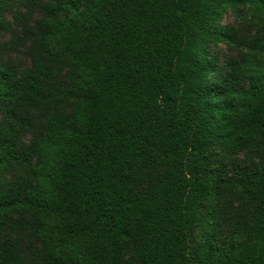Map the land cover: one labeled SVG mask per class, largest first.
<instances>
[{"label":"trees","instance_id":"1","mask_svg":"<svg viewBox=\"0 0 264 264\" xmlns=\"http://www.w3.org/2000/svg\"><path fill=\"white\" fill-rule=\"evenodd\" d=\"M243 5L264 16V0L43 7L40 30L26 27L19 38L32 39L31 69L19 78L14 65L0 64V176L12 166L26 174L0 188V264H264V34L240 62L217 68L206 52L211 43L240 46L218 22ZM63 67L70 87L57 95L49 82ZM65 100L69 111L46 113L22 149L32 120L20 110H55ZM215 148L259 157L231 176L234 215V198L221 214L216 203ZM218 217L229 234L220 243ZM5 228L30 230L38 246L25 257ZM197 228L206 238L194 249Z\"/></svg>","mask_w":264,"mask_h":264},{"label":"rangeland","instance_id":"2","mask_svg":"<svg viewBox=\"0 0 264 264\" xmlns=\"http://www.w3.org/2000/svg\"><path fill=\"white\" fill-rule=\"evenodd\" d=\"M55 0H36L33 4L30 0H0L3 5V12L0 13V64H12L16 68V74L20 78L31 69L32 66V39L20 41L26 27L40 30V20L43 14V7ZM219 26H230L236 32V42L240 44L237 48L231 47V42L211 43L207 45V57L214 60L216 67H221L224 62L236 61L240 62L242 56L246 53L248 46L254 37H260L264 34V16L257 12L251 6L243 5L238 9H228L224 12L222 18L218 22ZM252 55L260 59L259 53L254 51ZM67 68L63 67L60 75L49 82V85L56 90L57 95H61L70 87L66 77ZM224 72V71H222ZM245 86V84H244ZM69 101L65 100L55 110L45 106H37L20 112L26 113L32 120L31 127L19 137L18 141L22 149L27 148L33 138L42 131L44 116L46 113H60L69 111ZM6 109L0 106V123L6 120ZM211 158V166L209 174L211 179L216 182V203L221 214V208L225 207V202L230 198H234L232 214L237 212L239 202L236 200V188L231 180L236 165H248L258 162L259 157L252 153L249 149H245L237 155H227L219 148H215L209 152ZM35 161L30 162V166H35ZM26 178V174L18 167L12 166L7 172L0 176V188ZM220 179L223 181L221 182ZM15 220V216L12 217ZM219 226H215L214 235L218 243L221 239L228 237L225 232L227 222L218 217ZM245 219L238 218L239 226ZM249 226V225H248ZM4 232L18 241L21 251L27 257V249L30 245L38 246V241L32 236L30 230H12L5 228ZM206 234L203 229L197 228L190 239L191 247L197 248L205 241ZM239 239L246 243L252 244L253 236L248 233L240 232ZM212 241V239H209ZM125 259H130L129 255H125Z\"/></svg>","mask_w":264,"mask_h":264}]
</instances>
